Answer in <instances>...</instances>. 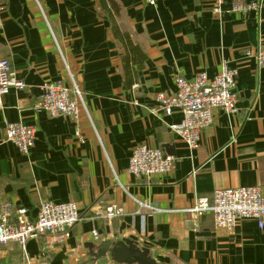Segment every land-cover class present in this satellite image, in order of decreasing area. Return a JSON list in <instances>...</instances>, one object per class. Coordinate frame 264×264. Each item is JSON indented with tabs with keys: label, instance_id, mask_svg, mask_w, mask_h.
Here are the masks:
<instances>
[{
	"label": "crops",
	"instance_id": "crops-1",
	"mask_svg": "<svg viewBox=\"0 0 264 264\" xmlns=\"http://www.w3.org/2000/svg\"><path fill=\"white\" fill-rule=\"evenodd\" d=\"M39 1L45 18L35 0H0V57L26 85L3 100L0 138L7 122L36 128L30 155L11 143L0 146V194L32 218L43 201L75 202L82 220L62 239L30 240L24 250L0 246V264L88 262V244L123 239L148 248L158 264H264V229L255 221L228 231L216 229L211 213L198 227L183 213L218 189L264 187V69L255 59L264 42V0L247 15H216L215 0H159L155 7L113 0L116 9L112 0ZM125 37L141 53L131 55ZM66 65L91 120L84 111L74 123L35 109L44 83H69ZM224 65L238 70V113H220L191 149L169 128L182 116L158 111L156 95L173 94L178 76L213 78ZM141 144L173 157V171L133 177L130 158ZM113 205L123 214L104 219ZM106 261L121 264L110 254Z\"/></svg>",
	"mask_w": 264,
	"mask_h": 264
},
{
	"label": "built area",
	"instance_id": "built-area-1",
	"mask_svg": "<svg viewBox=\"0 0 264 264\" xmlns=\"http://www.w3.org/2000/svg\"><path fill=\"white\" fill-rule=\"evenodd\" d=\"M145 4L155 7L159 0H143ZM263 0H230L228 9H224L226 0H215L213 11L216 15H247L259 11ZM45 18L42 4L35 0ZM4 5L0 3V13ZM3 23L0 19V31ZM59 49V48H58ZM61 54V52H60ZM63 59L62 54L60 55ZM255 59L260 69H264V42H260ZM66 81H50L41 86V95L35 105L36 111H43L51 118L66 117L74 123L80 120L81 111L91 120L86 105V95L73 75ZM238 70L224 65L213 78L200 72L193 79L178 76L175 80L176 91L173 94L156 95L157 110L165 115L179 113L180 123L171 124L170 130L181 137L189 148L195 149L201 143L204 131L213 125L220 113H238V95L235 92ZM23 81L17 78L11 62L0 57V110L3 100L12 89L23 90ZM80 137V132L76 133ZM36 141V128L22 123L5 124L3 143L15 145L23 155H30ZM174 169L173 157L160 148L141 144L134 148L130 158L128 172L136 179H151L170 174ZM141 209L158 212L156 207L140 203ZM124 210L113 205L102 216L113 220L123 214ZM192 223L198 227L202 218L211 213L214 225L219 230H233L240 221L253 220L260 229H264V187L247 186L218 189L212 198H197L195 203L183 211ZM82 217L75 202L43 201L35 218L28 210L17 207L13 201L3 199L0 194V246L15 244L22 250L30 240H39L46 236L62 239ZM97 240L99 235L93 231ZM28 264V263H27Z\"/></svg>",
	"mask_w": 264,
	"mask_h": 264
},
{
	"label": "water",
	"instance_id": "water-1",
	"mask_svg": "<svg viewBox=\"0 0 264 264\" xmlns=\"http://www.w3.org/2000/svg\"><path fill=\"white\" fill-rule=\"evenodd\" d=\"M86 247L90 249L91 259L88 262L79 261L78 264H89L91 262L105 264L108 254L114 261L121 264H158L148 248L141 247L138 242L129 239L117 242L104 241L98 246L90 243Z\"/></svg>",
	"mask_w": 264,
	"mask_h": 264
},
{
	"label": "trees",
	"instance_id": "trees-1",
	"mask_svg": "<svg viewBox=\"0 0 264 264\" xmlns=\"http://www.w3.org/2000/svg\"><path fill=\"white\" fill-rule=\"evenodd\" d=\"M111 5H112V8L116 9V6H115L113 0L111 1ZM103 7H104V8H107V4L104 3V4H103ZM124 41H125V43H126V46H129L128 48H129V52L131 53V55H133L135 52H136L137 54H138V52H140L139 47L133 45V43H131L130 40H129L127 37L124 38ZM140 53H141V52H140ZM124 70H125V72H126V84H127L128 86H131L133 80H131L130 77H129V74H130L131 71H130V69H129V61H128V59H127L126 57H124Z\"/></svg>",
	"mask_w": 264,
	"mask_h": 264
}]
</instances>
